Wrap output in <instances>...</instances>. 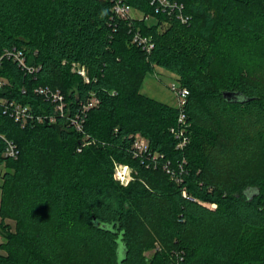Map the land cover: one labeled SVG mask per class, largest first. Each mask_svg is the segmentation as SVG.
Segmentation results:
<instances>
[{
    "label": "trees",
    "instance_id": "1",
    "mask_svg": "<svg viewBox=\"0 0 264 264\" xmlns=\"http://www.w3.org/2000/svg\"><path fill=\"white\" fill-rule=\"evenodd\" d=\"M120 1L155 22L119 19L117 0H0V98L35 116L22 127L0 106V264H264V0H168L187 23L153 0ZM157 69L190 91L183 149L178 108L141 92ZM38 87L63 94L64 116ZM115 162L134 171L128 186Z\"/></svg>",
    "mask_w": 264,
    "mask_h": 264
},
{
    "label": "built area",
    "instance_id": "2",
    "mask_svg": "<svg viewBox=\"0 0 264 264\" xmlns=\"http://www.w3.org/2000/svg\"><path fill=\"white\" fill-rule=\"evenodd\" d=\"M153 5H155L156 13L168 12L169 15L176 13L180 20L183 23H187L189 21V17H186L183 15V6L179 5L178 3H171L168 0H153ZM131 10L132 8L124 3H122L120 0H117L115 7H114V13L119 19L128 20L131 19ZM150 16H146L145 20H148ZM133 43L140 46L144 51L151 52L154 48V44L151 42L150 39L147 37H144L141 35L140 32H135L133 37ZM6 55L8 57H11L15 59V61L18 63V65L27 73L29 74H35L38 69L34 66H31L28 64L26 60V56L23 51L14 49L13 51L6 52ZM73 72L77 73L83 79L86 83H89V77L87 69L84 66H81L79 64L73 65ZM5 85V82L0 80V89ZM172 92L175 94L177 98V105L176 107L179 110V116H178V122L179 127L173 128L171 132L175 136V138L178 140V148L183 149L187 143L188 138L185 135V126H186V106L188 103V98L190 96V91L187 88L180 87L178 85L172 86ZM35 92L39 95L44 97L47 101L55 104L56 111L60 112L62 116L65 114L66 110V102L65 97L63 94L59 91L52 90L49 87H38ZM99 104V100L92 95L89 101L83 105L84 111H89L90 109L96 107ZM0 106L3 107L5 112L10 113L11 116L15 119L16 122L20 123L22 127H25L29 122H34V114L32 113L30 107L23 106L21 104L15 103V102H9L5 99L0 98ZM38 121H42L40 117L37 118ZM51 122H54V119L52 118L50 120ZM84 120L82 119H72V123L76 124V130L78 132L83 131L82 123ZM133 138V152L134 157L141 159L143 163H146L149 161V157L152 156L150 152L149 142L141 136L140 134H136L134 136H131ZM5 140V156L12 159H17L19 156V149L15 143H13L10 140ZM80 148L78 151H81ZM159 159V156L156 155L153 157V162L155 163L154 166L156 167L157 160ZM151 165V164H150ZM149 164L147 166H150ZM166 168L169 171V174L175 177V172L169 168V165H166ZM165 170V165H164ZM115 178L116 180L123 186H128L130 182L132 181V168H130L128 165L121 164L118 162H115ZM183 195L190 199L191 201H197L194 197L190 196L186 190H184ZM4 236L3 233L0 231V245L4 243Z\"/></svg>",
    "mask_w": 264,
    "mask_h": 264
},
{
    "label": "rangeland",
    "instance_id": "3",
    "mask_svg": "<svg viewBox=\"0 0 264 264\" xmlns=\"http://www.w3.org/2000/svg\"><path fill=\"white\" fill-rule=\"evenodd\" d=\"M137 17V18H143L141 15H138L137 11H133L131 10V17ZM146 17V16H145ZM145 17L143 18L145 20ZM148 23H154L155 20L149 18L147 20ZM174 85H178L176 84L174 81H172L169 77L168 74L166 72H164L163 70H159L157 69L156 72L154 73H150L147 75V77L145 78L143 84H142V88H141V92L143 94H145L148 97H151L157 101H160L162 103L165 104H169L172 106H176L177 105V98L175 96V94L172 92V86ZM189 141V139H188ZM169 165V168L171 169V165L170 163H166L165 164V171L166 174L169 175V171L166 168V165ZM1 177V175H0ZM135 178V173L132 170V181ZM258 193L257 190L255 189H250L247 191V195L249 197H252L253 195H256ZM0 199H1V191H0ZM159 248V242H157L153 249L150 251H146L144 254L146 257L151 258L152 255L154 254V252H156V249L158 250Z\"/></svg>",
    "mask_w": 264,
    "mask_h": 264
},
{
    "label": "water",
    "instance_id": "4",
    "mask_svg": "<svg viewBox=\"0 0 264 264\" xmlns=\"http://www.w3.org/2000/svg\"><path fill=\"white\" fill-rule=\"evenodd\" d=\"M225 95H226V97H228V99H230V100L232 99V97H234V95H233V94H230V93H226Z\"/></svg>",
    "mask_w": 264,
    "mask_h": 264
}]
</instances>
